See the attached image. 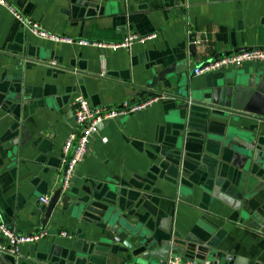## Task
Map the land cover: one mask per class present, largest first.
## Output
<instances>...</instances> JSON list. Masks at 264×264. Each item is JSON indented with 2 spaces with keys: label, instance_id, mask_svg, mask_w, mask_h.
Returning a JSON list of instances; mask_svg holds the SVG:
<instances>
[{
  "label": "crops",
  "instance_id": "obj_1",
  "mask_svg": "<svg viewBox=\"0 0 264 264\" xmlns=\"http://www.w3.org/2000/svg\"><path fill=\"white\" fill-rule=\"evenodd\" d=\"M7 1L23 19L72 41L37 36L0 5V216L17 233L48 232L20 245L17 255L0 251V264H133L116 237L126 239L132 227L158 240V247L169 225L191 256L221 253L223 264H264V175L255 167L241 178L252 169L243 145L264 149V123L259 129L215 117L205 124L163 94L141 111L100 124L61 192L81 207L94 201L112 213L72 212L58 201L41 223L48 203L42 198L49 201L61 186L76 96L94 106L132 104L153 95L136 86L183 62L186 69L174 73L191 90L264 74L260 61L192 73L206 59L264 47V0ZM129 32L156 37L129 48L76 42H119ZM196 39L192 55L188 44ZM174 85L159 81L155 89L177 93ZM240 195L249 217L260 219L253 227L235 206Z\"/></svg>",
  "mask_w": 264,
  "mask_h": 264
},
{
  "label": "water",
  "instance_id": "obj_2",
  "mask_svg": "<svg viewBox=\"0 0 264 264\" xmlns=\"http://www.w3.org/2000/svg\"><path fill=\"white\" fill-rule=\"evenodd\" d=\"M250 47H244L236 49L237 51L247 49ZM188 49L192 55L195 54L197 45L193 41L188 44ZM185 62L179 64H172L164 67L160 71L156 72L152 79L144 85L136 86L137 89L148 91L153 94H163L174 100L179 101L177 107L184 109L188 115H196L203 123L207 122L215 117L222 118L226 124V120H239L243 119L247 123L256 124L261 128L264 123V74H252L250 76H233L229 80H225L223 84L217 86H207L203 88H195L191 90L182 79H178L175 71L181 72L185 70ZM173 78V81H170ZM159 81H165L169 85L174 84V89H177V93H163L160 90L155 89V86ZM224 124V123H223ZM251 129L249 128V131ZM245 143V142H244ZM264 145V144H263ZM250 154L241 153L247 161L251 158V168L242 174V179L246 177L250 171L255 167L256 170H260V175H264V149L252 150V146L245 143L243 145ZM245 161V162H246ZM244 167V165H239ZM260 185H264V181H259ZM240 191H242V188ZM236 207L240 209L241 215L248 216L245 224L253 227L255 223H259V217H249V210L246 206L242 205V195L238 196ZM60 201L62 207L71 208L72 212L75 211H90L96 213L100 217L110 215L112 212L109 211L108 205H95L94 201H90L85 206L81 207V202H70V196L67 194L61 195V189L57 188L51 195L45 210L43 211L42 224H46L49 217L53 214L54 207ZM97 208H95V207ZM249 207V206H247ZM166 232L168 237L160 240V245L156 247L157 241L154 237L149 241V236L144 235L143 232L127 227L128 235L126 239L116 237L117 240L122 241L126 246V250L130 252L124 257V260H130L133 264H167L170 257H175L178 261L177 264L189 262L191 264H223L225 256L221 253H211L210 257L207 256H191L187 252H184V241L172 236L171 227L167 226ZM132 238H135L131 241Z\"/></svg>",
  "mask_w": 264,
  "mask_h": 264
},
{
  "label": "built area",
  "instance_id": "obj_3",
  "mask_svg": "<svg viewBox=\"0 0 264 264\" xmlns=\"http://www.w3.org/2000/svg\"><path fill=\"white\" fill-rule=\"evenodd\" d=\"M0 5L8 9L15 17L25 23L27 28L37 36L43 38H49L53 40H64L71 42L69 37H62L52 34L42 28L39 23L29 19H23L14 8L8 3L7 0H0ZM156 37L155 33L138 34L135 32H129L119 42H98L90 41L86 39H79L76 42L80 45L90 44L94 46H110V47H125L129 48L133 42H145L147 39ZM197 44L199 40H194ZM260 61L264 62V47H250L240 51H235L227 54H222L211 59H206L197 64L192 73L194 75H200L203 73H209L218 71L228 67H239L246 62ZM52 64H55L52 61ZM163 95L153 94L147 98H143L135 103L128 104L127 101H123L119 106H94L91 105L86 97L78 95L74 101V121L75 129L65 139L62 156H61V192L64 193L70 187L71 180L77 165L82 161L86 154L87 145L90 142L91 137L98 131L100 124L105 120L117 117L119 115H126L145 109L152 105L154 102L162 98ZM102 142L107 141V137L101 138ZM44 203L48 202L47 198H42ZM0 234L4 238V242L0 243V251H6L8 253L17 255L20 245L24 243H30L38 241L44 238L48 232L44 228L36 231L32 234H20L8 226L0 216ZM64 237H71L72 234L66 230H61L59 233ZM178 261L175 257H170L167 264H177ZM182 264H191L185 262Z\"/></svg>",
  "mask_w": 264,
  "mask_h": 264
}]
</instances>
